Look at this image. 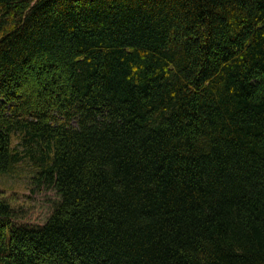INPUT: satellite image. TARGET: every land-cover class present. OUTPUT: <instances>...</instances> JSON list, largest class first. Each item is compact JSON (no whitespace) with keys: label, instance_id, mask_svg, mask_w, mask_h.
Returning a JSON list of instances; mask_svg holds the SVG:
<instances>
[{"label":"trees","instance_id":"16d2710c","mask_svg":"<svg viewBox=\"0 0 264 264\" xmlns=\"http://www.w3.org/2000/svg\"><path fill=\"white\" fill-rule=\"evenodd\" d=\"M1 264H264V0H0Z\"/></svg>","mask_w":264,"mask_h":264},{"label":"rangeland","instance_id":"374dc122","mask_svg":"<svg viewBox=\"0 0 264 264\" xmlns=\"http://www.w3.org/2000/svg\"><path fill=\"white\" fill-rule=\"evenodd\" d=\"M18 171L0 175V197H5L25 217L21 220L39 222L47 214L52 200L56 199L52 189L33 192L29 186V170L25 165ZM1 264V263H0Z\"/></svg>","mask_w":264,"mask_h":264}]
</instances>
